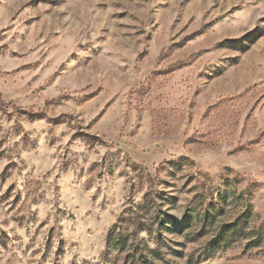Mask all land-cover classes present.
Here are the masks:
<instances>
[{
	"label": "rangeland",
	"instance_id": "obj_1",
	"mask_svg": "<svg viewBox=\"0 0 264 264\" xmlns=\"http://www.w3.org/2000/svg\"><path fill=\"white\" fill-rule=\"evenodd\" d=\"M0 264H264V0H0Z\"/></svg>",
	"mask_w": 264,
	"mask_h": 264
},
{
	"label": "trees",
	"instance_id": "obj_2",
	"mask_svg": "<svg viewBox=\"0 0 264 264\" xmlns=\"http://www.w3.org/2000/svg\"><path fill=\"white\" fill-rule=\"evenodd\" d=\"M116 227V226H115ZM107 240L112 241V232L109 234V236L107 237Z\"/></svg>",
	"mask_w": 264,
	"mask_h": 264
}]
</instances>
